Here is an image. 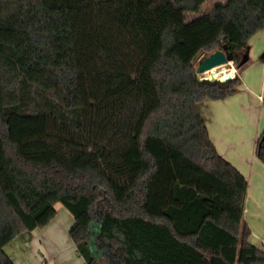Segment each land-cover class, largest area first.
Returning <instances> with one entry per match:
<instances>
[{"label":"trees","instance_id":"trees-1","mask_svg":"<svg viewBox=\"0 0 264 264\" xmlns=\"http://www.w3.org/2000/svg\"><path fill=\"white\" fill-rule=\"evenodd\" d=\"M204 1L0 0V264L56 204L84 264H264L199 110L237 92L264 0ZM216 50L236 74L199 82Z\"/></svg>","mask_w":264,"mask_h":264},{"label":"crops","instance_id":"crops-1","mask_svg":"<svg viewBox=\"0 0 264 264\" xmlns=\"http://www.w3.org/2000/svg\"><path fill=\"white\" fill-rule=\"evenodd\" d=\"M263 53L264 28L249 40L244 53L247 63L239 70L237 92L223 100L203 101L199 104V110L217 152L247 180L243 220L250 229L248 242L264 252V164L255 152L258 138L264 130V61H260ZM232 67L235 69L233 64ZM225 68L230 66L225 65ZM58 210L59 206H56V212ZM54 219L46 229H51L56 221L64 218ZM55 235L57 240L58 235ZM69 242L70 248L76 251L70 238ZM6 246L8 249L4 251L14 264L42 262L39 256L40 241L32 235V231L22 234ZM61 264H84V259L79 254L78 257L71 254L62 257Z\"/></svg>","mask_w":264,"mask_h":264},{"label":"rangeland","instance_id":"rangeland-1","mask_svg":"<svg viewBox=\"0 0 264 264\" xmlns=\"http://www.w3.org/2000/svg\"><path fill=\"white\" fill-rule=\"evenodd\" d=\"M223 1L224 0H205V2L201 5L198 14L206 12L215 3H221ZM196 15L197 14L189 13L188 18H192ZM204 56L205 55H202L201 58L199 57L194 62V69L197 68L198 64L204 58ZM56 206H59V210L57 212V217L55 216V219H64L61 221H56L55 224L51 226V229H46V227H44L36 228L32 231V235L40 241L39 256L42 260L40 264H61V258L69 257L71 256V254H73V256L78 257L77 251H75V249L70 248L71 245L69 244L71 243L69 242L68 237V230L72 227L71 224L74 222V219L72 215L61 204H57ZM55 233L58 235L56 237L57 240L55 239ZM48 246H51L54 252L51 248L49 249ZM4 249L7 250L8 246L4 247Z\"/></svg>","mask_w":264,"mask_h":264},{"label":"water","instance_id":"water-1","mask_svg":"<svg viewBox=\"0 0 264 264\" xmlns=\"http://www.w3.org/2000/svg\"><path fill=\"white\" fill-rule=\"evenodd\" d=\"M233 55L226 50H216L213 53L205 56L200 63L198 64L197 68L195 69V73L197 76V80L199 82H219L225 83L229 81L232 76L230 73L226 75L216 74L215 72H210L207 76H203V73L206 71H210L214 67H219L223 65H227L232 63ZM247 59L243 56V61Z\"/></svg>","mask_w":264,"mask_h":264},{"label":"bare ground","instance_id":"bare-ground-1","mask_svg":"<svg viewBox=\"0 0 264 264\" xmlns=\"http://www.w3.org/2000/svg\"><path fill=\"white\" fill-rule=\"evenodd\" d=\"M211 71L215 72L216 74L222 75V74L226 73V68H225V65L219 66V67H214L210 71H206L203 74H205V76H207ZM230 71L232 72L233 69H230Z\"/></svg>","mask_w":264,"mask_h":264},{"label":"built area","instance_id":"built-area-1","mask_svg":"<svg viewBox=\"0 0 264 264\" xmlns=\"http://www.w3.org/2000/svg\"><path fill=\"white\" fill-rule=\"evenodd\" d=\"M202 55H203V54H202ZM202 55H201V56H202ZM201 56H200V58H201ZM227 65H229L230 68H227V69H226V73H224V74H222V75H226L227 73H230L231 76L233 77V76L236 74V70L232 67V63H229V64H227ZM230 69H233V72H231Z\"/></svg>","mask_w":264,"mask_h":264}]
</instances>
